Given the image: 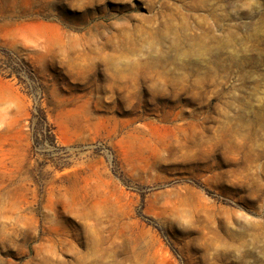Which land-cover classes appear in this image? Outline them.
<instances>
[{
	"label": "rangeland",
	"instance_id": "1",
	"mask_svg": "<svg viewBox=\"0 0 264 264\" xmlns=\"http://www.w3.org/2000/svg\"><path fill=\"white\" fill-rule=\"evenodd\" d=\"M0 264H264V0H0Z\"/></svg>",
	"mask_w": 264,
	"mask_h": 264
},
{
	"label": "bare ground",
	"instance_id": "2",
	"mask_svg": "<svg viewBox=\"0 0 264 264\" xmlns=\"http://www.w3.org/2000/svg\"><path fill=\"white\" fill-rule=\"evenodd\" d=\"M37 29L44 31L45 33H52L53 31L52 29L47 28L45 25H38Z\"/></svg>",
	"mask_w": 264,
	"mask_h": 264
}]
</instances>
